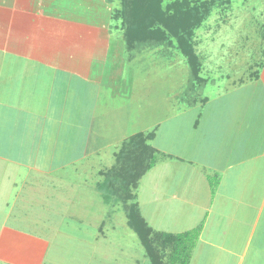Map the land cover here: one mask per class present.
<instances>
[{"label":"crops","instance_id":"0c3cea01","mask_svg":"<svg viewBox=\"0 0 264 264\" xmlns=\"http://www.w3.org/2000/svg\"><path fill=\"white\" fill-rule=\"evenodd\" d=\"M102 8L95 0H0V264H47L41 230L50 199L70 203L77 188L101 190L102 173L140 135L169 155L144 176L160 165V232L201 227L188 264L203 251L215 262L199 264H264V67L199 106L177 102L173 119L143 128L147 86ZM51 211L64 217L59 206ZM104 225L98 237L110 242Z\"/></svg>","mask_w":264,"mask_h":264},{"label":"rangeland","instance_id":"374dc122","mask_svg":"<svg viewBox=\"0 0 264 264\" xmlns=\"http://www.w3.org/2000/svg\"><path fill=\"white\" fill-rule=\"evenodd\" d=\"M96 2H99V7H105L101 10L110 20V35H117L126 43L125 22L130 20L128 14L123 13V3L126 1ZM175 4L182 6L179 15L173 8L167 11V16H179V20L175 21L180 22V26L191 18L189 32L192 33L199 73L197 76L192 75L186 58L178 50L177 39H172V36L158 45L153 41L134 44L132 47L124 44L129 64L134 67V72L142 76L140 82L148 89L147 103L144 98L141 103L145 113L143 128L155 126L167 116L171 118L179 108L182 109L177 102L181 101V104L190 108V103L195 101L196 106H199L207 95L213 97L226 94L231 84L254 78L253 75L264 67V0H164L163 8L168 10L169 7H175ZM151 20L157 21L158 17L151 16L148 26ZM149 27L154 30L160 28V22ZM167 107L168 111H165ZM164 122L166 128H173L170 120ZM168 156L160 152L161 162ZM175 166H178L177 163ZM210 176L208 183L215 186L213 174ZM155 178L160 179V165L147 177H143L135 193L140 192L144 218L152 228L160 232V187H156L157 183L153 181ZM65 185L62 183L59 187L64 189ZM99 187L101 190L97 187L85 190L77 188L76 201L70 203H61L62 199L57 195L50 199L45 215L52 214V218L46 221V229L41 230L42 233L47 232L46 237L50 241L47 264H151L139 236L128 223L125 205L115 203L118 196L105 182ZM58 206L64 217L51 211L52 207L57 210ZM81 206H84V210ZM42 207L40 204L34 205L33 214L40 212ZM68 209L72 210V217L64 214ZM113 212H117L115 217ZM99 214L100 219L97 218ZM103 218L105 225L101 230L107 233L110 242H104L98 237ZM161 253L167 260L171 249ZM209 253H195V264H199L204 256L209 259ZM215 256L213 253L209 260L215 262Z\"/></svg>","mask_w":264,"mask_h":264},{"label":"trees","instance_id":"16d2710c","mask_svg":"<svg viewBox=\"0 0 264 264\" xmlns=\"http://www.w3.org/2000/svg\"><path fill=\"white\" fill-rule=\"evenodd\" d=\"M125 1L123 13L126 12L130 18L125 22L126 44L132 47L134 44L153 41L158 45L162 44L164 40H169L172 36V39H177L178 50L186 58L192 75L197 76L199 73L197 55L192 44V33L189 32L191 18L189 17L187 22L180 26L181 23L175 21L179 20V16L173 18L167 16V11L173 8L179 15L182 6L175 4V7L164 10V0ZM151 16H157L158 20H151L149 26L160 22V28L154 30L148 26ZM139 139L142 140L139 142ZM145 141L146 139L140 135L136 142L134 140V142L127 143L117 155L116 167L112 171L102 173L105 175L103 182L118 196L119 200L127 202L125 207L128 223L139 236L151 264H188L191 252L199 238L201 227L177 235L156 231L144 218L136 201L135 191L140 180L156 165L160 158L150 146L145 145ZM129 200L132 203H128ZM168 248L171 249V254L166 260L161 252Z\"/></svg>","mask_w":264,"mask_h":264}]
</instances>
